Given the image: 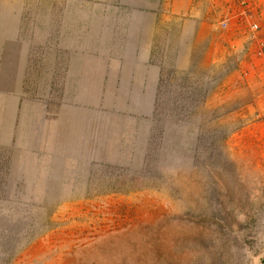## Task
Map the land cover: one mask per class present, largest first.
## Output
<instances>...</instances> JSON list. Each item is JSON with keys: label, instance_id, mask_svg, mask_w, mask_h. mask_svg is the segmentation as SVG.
Segmentation results:
<instances>
[{"label": "rangeland", "instance_id": "374dc122", "mask_svg": "<svg viewBox=\"0 0 264 264\" xmlns=\"http://www.w3.org/2000/svg\"><path fill=\"white\" fill-rule=\"evenodd\" d=\"M193 1L0 0V264H264V0Z\"/></svg>", "mask_w": 264, "mask_h": 264}, {"label": "crops", "instance_id": "0c3cea01", "mask_svg": "<svg viewBox=\"0 0 264 264\" xmlns=\"http://www.w3.org/2000/svg\"><path fill=\"white\" fill-rule=\"evenodd\" d=\"M191 15L196 17V20L199 23L198 29L196 30L194 40L205 41L213 40L212 36H209V31H212L208 17L219 19L222 16V13L226 11L230 6V0H195L191 3ZM176 10L173 8V11ZM175 12V11H174ZM206 27V28H205ZM205 28V29H204ZM218 32V31H217ZM241 36H238L233 42L235 46L239 43Z\"/></svg>", "mask_w": 264, "mask_h": 264}, {"label": "built area", "instance_id": "2783aa9c", "mask_svg": "<svg viewBox=\"0 0 264 264\" xmlns=\"http://www.w3.org/2000/svg\"><path fill=\"white\" fill-rule=\"evenodd\" d=\"M240 5H241V8H240V11L239 13H233L232 16H235V15H240V14H244L246 17H249L250 18V14L248 13V11H250V9L252 8L251 6V3L249 2V0H241L239 1ZM226 21V20H225ZM224 20L220 21L217 23V25H225L226 22ZM248 28H249V31H250V36L252 38H256L257 37V32H258V22L256 20H251L249 21V25H248Z\"/></svg>", "mask_w": 264, "mask_h": 264}, {"label": "trees", "instance_id": "16d2710c", "mask_svg": "<svg viewBox=\"0 0 264 264\" xmlns=\"http://www.w3.org/2000/svg\"><path fill=\"white\" fill-rule=\"evenodd\" d=\"M150 114H151V112H150Z\"/></svg>", "mask_w": 264, "mask_h": 264}]
</instances>
